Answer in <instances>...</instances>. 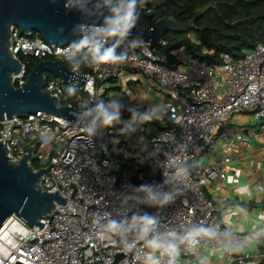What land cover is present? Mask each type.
<instances>
[{
    "label": "built area",
    "instance_id": "2783aa9c",
    "mask_svg": "<svg viewBox=\"0 0 264 264\" xmlns=\"http://www.w3.org/2000/svg\"><path fill=\"white\" fill-rule=\"evenodd\" d=\"M150 12L146 0L138 9L139 17ZM8 41L12 58L21 65L20 72L12 75L15 88L25 84L31 60L68 63L61 54L67 46L51 45L36 32L24 36L14 27ZM165 45L162 39L158 46ZM124 50L125 46L118 49ZM179 50L173 52L174 60L170 61L157 46L144 41L139 47L126 48L123 64L102 65L99 70L82 67L80 73L89 82H69L67 86H75L76 92L66 105L60 103L66 85L56 76L48 79L44 75L43 91L75 112L85 102L89 106L95 103L93 95L108 103L110 83L121 79L143 80L144 99L152 98L158 90L161 98L156 104L167 99L164 118L142 124L130 135H121L119 126L123 124H117L86 141L78 122L40 111L26 118L14 116L0 121V142L6 144L8 157L17 162L31 148L38 166L34 171L52 165L48 175L40 179L42 190L57 192L66 201L55 205L41 220L44 226L40 230L27 227L15 216L7 219L0 229V264H111L117 253L126 255L117 264H140L142 245L135 253L111 246L99 238L97 220L101 213L115 216L121 201L141 185H161L166 153L177 163L187 161L191 166L182 186L183 195L163 208L139 205L138 211L158 215L163 230L184 232L204 226L231 231L217 219L219 210L206 190L213 183L226 185L224 167L231 162L228 150L245 149L253 143L247 127L264 133V43L241 50L240 57L222 54L216 64L202 62L184 51L178 56ZM128 119L130 116L122 115V120ZM181 143L188 149L186 154L177 148ZM231 232L237 240L245 241L239 248L202 241L195 252L182 247L177 264H190L202 256L221 264H257L258 260L239 253L246 238Z\"/></svg>",
    "mask_w": 264,
    "mask_h": 264
},
{
    "label": "clouds",
    "instance_id": "9594fccd",
    "mask_svg": "<svg viewBox=\"0 0 264 264\" xmlns=\"http://www.w3.org/2000/svg\"><path fill=\"white\" fill-rule=\"evenodd\" d=\"M146 0H67L68 11L75 10L85 22L71 29L73 39L62 50V56L68 62L70 79L80 76L82 67L99 70L102 65L123 64L127 60V47H139L144 41L140 36L132 37V30L139 19L138 9ZM91 21V22H87ZM63 32V29H59ZM131 37V39H129ZM125 46L124 51H118ZM68 95H74L75 86L69 87ZM91 106L88 102L80 105L79 112H72L76 121L82 125L83 138L90 141L99 131L117 124H123L121 135H130L137 128L153 120H162L168 106L164 103L153 104L144 111L129 108L130 119L122 120L124 105L119 99L96 100L93 95ZM186 154L184 143L177 147ZM167 159L161 164L164 180L155 187L141 185L132 195L121 201V209L113 216L101 213L97 220L98 236L113 247H119L126 253H135L139 247L142 252L140 264H177L182 247L195 252L204 242H219L226 248H239L245 241H239L231 231L220 232L216 227H192L184 232L163 230L158 215L141 213L139 205L163 208L174 202L176 196L183 195L185 181L191 174L187 161L177 163L176 158L165 154ZM168 187V191L163 189ZM242 195L248 189L241 188ZM135 209V210H133ZM132 215L129 216L128 212ZM229 227H231L229 225ZM264 235V231L250 235L248 240Z\"/></svg>",
    "mask_w": 264,
    "mask_h": 264
},
{
    "label": "water",
    "instance_id": "95a60500",
    "mask_svg": "<svg viewBox=\"0 0 264 264\" xmlns=\"http://www.w3.org/2000/svg\"><path fill=\"white\" fill-rule=\"evenodd\" d=\"M66 3L67 0H0V121L14 116L26 118L40 111L77 122L71 115L74 112L71 108L62 106L55 97L43 91L44 75L53 74L65 85L73 80L88 83L86 76L80 74L76 79H70L69 68L60 62L46 60L33 67L20 88L11 83L12 75L20 72L21 65L8 50L10 29L18 28L24 36L36 32L51 45L66 47L77 38L71 35L72 27L85 22L79 12L68 11ZM153 16V12L141 15L132 30V37L140 36L151 46H158L166 33H179L185 27L171 18H162L150 28L145 21ZM61 28L63 32L59 31ZM7 154L6 144L0 142V229L7 219L15 216L27 227H38L40 230L44 226L41 220L49 216L55 205L66 202L57 192L47 193L40 186L41 177L48 175L52 165L34 171L29 165L33 159L31 148L17 162H13ZM125 256L124 253L115 254L111 264H117Z\"/></svg>",
    "mask_w": 264,
    "mask_h": 264
},
{
    "label": "trees",
    "instance_id": "16d2710c",
    "mask_svg": "<svg viewBox=\"0 0 264 264\" xmlns=\"http://www.w3.org/2000/svg\"><path fill=\"white\" fill-rule=\"evenodd\" d=\"M147 7L154 16L145 21L153 27L162 18H171L185 25L179 33L168 32L163 39L164 47L157 46L161 54L174 60L173 52L182 49L186 54L207 64H216L222 54L240 57L241 50H250L264 43V0H147ZM201 10L196 13V11ZM193 17V23H187ZM50 59V58H47ZM31 60L27 72L39 63ZM66 67H70L65 63ZM46 78L55 77L45 74ZM62 105L73 101L68 88ZM33 169H38L35 158L30 161ZM264 253V252H263ZM258 263L264 264V254Z\"/></svg>",
    "mask_w": 264,
    "mask_h": 264
},
{
    "label": "crops",
    "instance_id": "0c3cea01",
    "mask_svg": "<svg viewBox=\"0 0 264 264\" xmlns=\"http://www.w3.org/2000/svg\"><path fill=\"white\" fill-rule=\"evenodd\" d=\"M183 54V50L180 49L178 56ZM113 83H110L112 88L108 90V93L117 92L113 99H119L124 105L122 115L125 118L130 116L129 108L144 111L149 107L145 104L149 98L143 97V80L138 78V81L126 82L121 79ZM157 96L161 98L158 90L151 97ZM121 128L120 125L119 133ZM246 129L253 143L245 149L231 147L228 150L231 162L228 167H224L227 170L226 185L221 187L213 183L206 190V195L218 208L217 219L223 227L237 231L246 238L247 243L239 250V253L246 258L259 261L264 254V235L252 240H248V237L264 231L261 227V223H264V133L254 126ZM245 187L248 189V194L242 195L239 190ZM190 264H219V262L202 256Z\"/></svg>",
    "mask_w": 264,
    "mask_h": 264
},
{
    "label": "rangeland",
    "instance_id": "374dc122",
    "mask_svg": "<svg viewBox=\"0 0 264 264\" xmlns=\"http://www.w3.org/2000/svg\"><path fill=\"white\" fill-rule=\"evenodd\" d=\"M200 11L201 10H198V11H196V13H198ZM187 23H189V24L191 23L192 24L193 23V17L190 18ZM45 74H49V73H45ZM109 93H110V98L111 99L115 98V96L117 95V92L116 91H110ZM152 98H154V97H152ZM149 99H148V101H145V104L151 106L153 104H156L157 103V100H159L160 97H157V99H155V100H151V99L149 100ZM165 101H167V99H165ZM165 101H160L159 103H164ZM149 127L152 128V125H150ZM136 155L139 157V154L138 153H136ZM219 264H221V263H219Z\"/></svg>",
    "mask_w": 264,
    "mask_h": 264
}]
</instances>
